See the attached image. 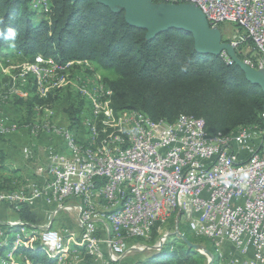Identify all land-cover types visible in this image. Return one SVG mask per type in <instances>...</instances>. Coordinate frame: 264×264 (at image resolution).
<instances>
[{"label":"built area","instance_id":"2783aa9c","mask_svg":"<svg viewBox=\"0 0 264 264\" xmlns=\"http://www.w3.org/2000/svg\"><path fill=\"white\" fill-rule=\"evenodd\" d=\"M160 2H185L201 8L212 27L234 24L245 37L226 42L246 66L264 70V0ZM37 58L44 59L39 55ZM42 77L30 75V79L41 81ZM19 81L18 92L22 95L28 82ZM73 82L71 92L76 90ZM82 91L90 93L84 83ZM143 120L146 123L144 116ZM0 124H6L2 112ZM148 127L150 139L131 135L126 149L109 144L112 162L107 164L96 163L89 156L88 161H79L78 156L63 154L59 144L53 143V135H61L55 129L54 133H46L47 150L24 151L22 147L20 153L31 173L26 175L24 188L0 193V205L14 213L26 206L34 212L36 222H0V242L6 238V223L25 224L28 232L30 226H38L44 235L55 231L87 242L89 255L83 264H120L137 248L132 242L107 240L99 216L107 215L110 221L113 210L105 211V202H119L121 194L130 193L132 201L119 225L121 233L149 235L151 225L158 222L166 208L178 205V211H183V203L191 202V219L197 228L211 230L214 239L233 246L234 252L219 258L221 264L235 263L236 254L246 259L247 251L253 256L249 264H264V129L249 127L227 144H219L216 136L220 134L200 123L187 122L167 129L161 125ZM90 185H97V193H90ZM82 191H89V202L81 201ZM64 244L68 243L58 245ZM75 256L67 257H74L76 264ZM20 263H25L23 258L7 264Z\"/></svg>","mask_w":264,"mask_h":264},{"label":"trees","instance_id":"16d2710c","mask_svg":"<svg viewBox=\"0 0 264 264\" xmlns=\"http://www.w3.org/2000/svg\"><path fill=\"white\" fill-rule=\"evenodd\" d=\"M36 3L37 0H0V59L26 64L39 55L60 65L86 62L91 69L84 65L83 68H88L85 70L88 75H99L106 100L116 114L135 112L153 123L166 124L190 116L202 120L208 131L220 134L217 137H228L249 127L264 129L262 90L246 82L242 71L225 56L195 52L187 32L167 30L147 41L144 31L129 26L123 14L112 13L97 0H44L43 10L41 2ZM9 29L15 31L14 38L9 36ZM238 58L241 59L239 55ZM72 68L77 72L83 70L81 66ZM17 74L18 70L13 79L0 75V93L6 96L5 106L18 113L12 119L20 125L32 121L35 107L42 114L47 113L48 106L53 111L61 107L64 127L70 131L78 123L82 109L90 108L87 100L68 89L50 93L46 98L35 95L30 76L25 80L28 85L22 90L23 98L9 95L13 84L20 89L21 79ZM0 153V192L17 190L24 179L20 185L22 178L1 173L6 168L4 154ZM9 209L15 219L27 224L36 222L34 212L26 206H21L18 213ZM159 225L162 222L151 228L149 245L161 238L156 231ZM185 227L184 230L178 225L177 230L189 242L211 243L189 237ZM205 245V250L215 257L212 244ZM10 246L0 243L1 258ZM39 247L37 243L32 247L22 246L14 254L29 264H52ZM127 257L120 264H127ZM159 259L168 261L166 264H204L205 261L174 233L156 248L153 256L137 264H159Z\"/></svg>","mask_w":264,"mask_h":264},{"label":"bare ground","instance_id":"6f19581e","mask_svg":"<svg viewBox=\"0 0 264 264\" xmlns=\"http://www.w3.org/2000/svg\"><path fill=\"white\" fill-rule=\"evenodd\" d=\"M196 8L203 13L201 8ZM206 20L208 25L212 27L209 23V19L206 18ZM225 59H227L228 62H231V60L227 57ZM45 60L36 57L32 63H26L18 70V77L22 80V82H25L26 78L30 75L45 76L42 77V81L41 79H33L34 83H31L33 85L35 84V95H38L41 98H46L48 94L62 90L65 87H70L71 91V89H74L73 81L75 80V92L78 93L81 98L88 101L90 105L89 113L79 117L78 123L70 131L54 125L46 114H42L40 112L39 107L34 108L32 121L26 126L20 125L11 119H6V124L14 125L15 127L12 128L6 124H0V136L13 135L18 130L23 129L31 140L30 145L24 147V151H32V149L47 150V143H40V141H44L46 139V133H54L55 129V131L57 133H61V135H53V143L59 144L63 154L78 156L79 161H88L89 156V158L92 161H96V163L107 164L112 162L109 144L119 146V149H126L130 145L131 135L135 137H143V140L150 139L148 124L151 126L161 125L166 129L174 128L177 125L187 122L200 123L201 125H204L202 120L195 119L190 116L180 118L174 124H166L164 122L153 123L148 118H145V123L143 115L140 113L126 112L125 114H116L106 100L103 85L102 90L100 89L101 80L99 75L96 73H93V75H84L83 70H80L81 72H77L74 69L75 67L72 68L73 66H81L83 69V62L60 65L51 59ZM84 66L89 67L86 62L84 63ZM81 76H83V81ZM83 83L84 86L90 90V93L84 94V91H82ZM18 89L19 88L15 87L13 84L8 90L9 95H15L19 98H23V93L21 95L18 92ZM5 100L6 96L0 93V112H2V108L5 106V103H7ZM86 126H92V129H86ZM136 126L138 129H136ZM80 130L82 134L80 133ZM241 130L246 129H239L237 132L228 137L216 136V143L227 144L231 139H233V135L237 138ZM24 184H26V177L24 178L22 185L17 190L24 188ZM90 193H97V185H90ZM81 201L89 202V191H82ZM131 201L132 195L128 193L121 194L119 202H105V211L113 210L110 221L107 215L99 216V224L102 227V231L107 240L111 239V241L128 243L129 241L145 239L149 236L143 233L129 232L123 234L120 232V221L125 218V213L128 210L129 202ZM190 211H192L191 202L183 203V211H178V205H170L164 210V215L161 216L156 223L169 220L175 212L178 215L180 214L182 218H185L186 221L193 222ZM155 224H152L151 228ZM21 228H24V230ZM16 229H19L21 234L15 236L13 235L14 237L10 238L11 232ZM193 233L195 237L211 241L216 246L219 264H221L219 258L228 257V253L222 251L220 247L222 240L214 239L211 230L198 229L196 225ZM3 234L6 238L0 243L3 246H11L9 250L4 252L2 258L0 257L1 264L16 263L17 256L14 254V251L22 246L32 247L35 243L39 244V250L45 252L48 260H50L52 264H74V257H67L71 254H76V264H83L86 263V260H88V243L79 241V237L76 235L61 234L62 239L60 243L68 244L58 245L55 249H51L43 242L42 238L44 233H42L41 228L38 226H30L28 232L25 224L6 223L3 226ZM9 240H11V242H9ZM23 264L29 263L25 261Z\"/></svg>","mask_w":264,"mask_h":264},{"label":"water","instance_id":"95a60500","mask_svg":"<svg viewBox=\"0 0 264 264\" xmlns=\"http://www.w3.org/2000/svg\"><path fill=\"white\" fill-rule=\"evenodd\" d=\"M97 3L105 6L114 14H123V19L129 26L145 32L147 41L167 30L187 32L192 37L195 52L204 56L226 54L231 62L242 71L245 81L257 86L264 93V70H254L246 66L237 57L233 47L228 42H223L219 29L210 27L203 13L194 5L185 2L172 4L152 0H97ZM174 234L188 249L201 253L208 259V264H212V254L198 244L189 242L177 229Z\"/></svg>","mask_w":264,"mask_h":264},{"label":"rangeland","instance_id":"374dc122","mask_svg":"<svg viewBox=\"0 0 264 264\" xmlns=\"http://www.w3.org/2000/svg\"><path fill=\"white\" fill-rule=\"evenodd\" d=\"M42 1H44V0H37L36 5L38 4V2H42ZM218 29L221 32L223 42H226V40H228V41H241L242 38L245 37L244 33L242 31H238L236 26L232 23L225 22V23L221 24L220 26H218ZM236 54H237V56L239 55L237 52H236ZM23 65H25V64H23V63L17 64V63L12 62L9 59H0V75L13 79V77L15 76V72L17 70H19ZM86 69H88V68L87 67L83 68V73L87 72V71H85ZM87 74H89V73L87 72ZM66 89L70 90V87H65L62 90H58V92H62L63 90H66ZM63 103L64 102H61V104L64 106L65 103L64 104ZM85 112L89 113V109H87V108H85V110L82 109V112H81L79 117L84 116ZM2 114L6 116L7 120L8 119L13 120L12 118L17 116L18 113H16L12 109L11 106L6 105L2 108ZM45 114L47 117L50 118L49 120H51L54 123V125H56L57 127H60V128H65L64 127L65 123L63 122L64 117H63V114L61 113V107L55 108V110L53 111V109L50 106H48L47 113H45ZM233 139H235V135H233ZM43 142H44L43 140L40 141V143H43ZM30 143H31V140L29 139V137L27 136V134L25 133V131L23 129L18 130L13 135L4 136V138H0V152H2V154H4L3 166L6 168L1 173L4 176H12L13 178L16 176L17 178H22L20 183H19L20 185H21L23 179L26 177V175H29L31 173V170L29 168V164H28L27 160L24 158V156L21 155L20 149L22 147L29 146ZM0 156H1V153H0ZM12 217L15 220V215H13ZM171 218H173V219H171ZM159 223H161V222H159ZM178 225L183 226V229H184V226H186L185 227L187 230V231H185L186 234H188L189 237H191L190 235L195 237L193 231H194V227H196V224L191 222V221L190 222L186 221L185 218L180 217L175 212L174 216L170 217L169 220H167V221H163L162 225H159V227L156 229L157 233L161 235V238L158 239L156 241V243H154L153 245L151 243H150L151 245H149L148 240L150 239V235H151L150 233H149V238L129 241V242H132V245L135 246L137 248V250L131 251L127 255L128 256L127 257L128 258L127 264H137V263L144 261V260L150 258L151 256H153V254H155L156 248L158 249L161 245L166 243V240L170 237V235L172 233L175 232ZM54 227H55V225H54ZM21 229L24 230V228H21ZM188 229L190 230V232ZM20 234H21L20 230L16 229V230L11 232L10 238H13L15 235H20ZM197 244L204 250H205V247H207V245H205V244H209V245L212 244L213 250L215 253V257H216L215 261H214L215 257H213L212 264H219V260H218V256H217V249H216V246L212 242L211 243L201 242V243H197ZM220 247H221L222 251H224L226 253L227 252L231 253L232 251L234 252L232 244L230 245L228 243H222L220 245ZM41 252H43L45 254L44 251H41ZM198 254L203 256L201 253H198ZM236 256H237V259H236L235 263H233V264H249L248 262H251L253 260L252 252H250V251H247V253L244 255L246 259H244L243 256L238 255V254H236ZM204 259H205L204 264H208V259L205 257H204ZM158 262H159V264L160 263L166 264L168 261L159 259Z\"/></svg>","mask_w":264,"mask_h":264},{"label":"clouds","instance_id":"9594fccd","mask_svg":"<svg viewBox=\"0 0 264 264\" xmlns=\"http://www.w3.org/2000/svg\"><path fill=\"white\" fill-rule=\"evenodd\" d=\"M9 32V36L11 37H15V31L12 30V29H9L8 30ZM14 46V45H13ZM43 242L51 249H55L59 242L61 241L62 237L60 236V234L58 232H55V231H50L48 233H46L44 236H43Z\"/></svg>","mask_w":264,"mask_h":264},{"label":"crops","instance_id":"0c3cea01","mask_svg":"<svg viewBox=\"0 0 264 264\" xmlns=\"http://www.w3.org/2000/svg\"><path fill=\"white\" fill-rule=\"evenodd\" d=\"M12 216L13 213L7 206L0 205V222H11L14 220Z\"/></svg>","mask_w":264,"mask_h":264}]
</instances>
